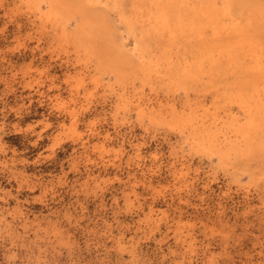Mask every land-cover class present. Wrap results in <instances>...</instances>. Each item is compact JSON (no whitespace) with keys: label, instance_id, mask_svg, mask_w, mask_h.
<instances>
[{"label":"rangeland","instance_id":"rangeland-1","mask_svg":"<svg viewBox=\"0 0 264 264\" xmlns=\"http://www.w3.org/2000/svg\"><path fill=\"white\" fill-rule=\"evenodd\" d=\"M0 264H264V0H0Z\"/></svg>","mask_w":264,"mask_h":264}]
</instances>
